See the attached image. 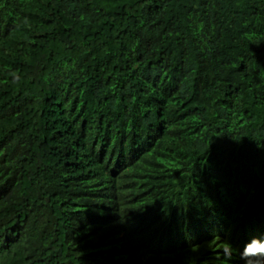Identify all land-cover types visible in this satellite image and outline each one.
<instances>
[{"label":"trees","instance_id":"obj_1","mask_svg":"<svg viewBox=\"0 0 264 264\" xmlns=\"http://www.w3.org/2000/svg\"><path fill=\"white\" fill-rule=\"evenodd\" d=\"M232 221L264 226V0H0V264H240Z\"/></svg>","mask_w":264,"mask_h":264},{"label":"clouds","instance_id":"obj_2","mask_svg":"<svg viewBox=\"0 0 264 264\" xmlns=\"http://www.w3.org/2000/svg\"><path fill=\"white\" fill-rule=\"evenodd\" d=\"M243 226L245 225H238L236 223H234L232 221L231 225H229L228 229L226 230V237H228L230 240L234 239L233 236V230H240L243 232V236H244V243L239 244L240 248L236 251L237 257H231L234 258L233 260H237L239 259L240 264H264V248L260 247L261 243H264V226H262L261 224L258 225L256 228H254V226L250 227L249 231H247ZM253 243L256 244V250L253 251H249V249L252 247ZM225 243H223L224 245ZM207 247L208 248H212L213 247V242H208L207 243ZM209 250V249H208ZM260 253H262V257L261 258H255L257 254L260 255ZM249 257L247 259H245V256ZM260 255V256H261ZM231 254H226V259L228 257H230ZM246 256V257H247ZM245 259V260H242Z\"/></svg>","mask_w":264,"mask_h":264},{"label":"bare ground","instance_id":"obj_3","mask_svg":"<svg viewBox=\"0 0 264 264\" xmlns=\"http://www.w3.org/2000/svg\"><path fill=\"white\" fill-rule=\"evenodd\" d=\"M214 229H216L215 227H214ZM215 232H217V233H220V234H224V233H226L225 232V230H219V231H217V229L216 230H214ZM214 233V232H213ZM208 234V233H207ZM215 234V233H214ZM262 253H260V255H261ZM259 254H257L256 255V257L255 258H257L258 256V258H261L262 257V255L260 256ZM246 256H247V254H246ZM246 256H245V258H246ZM263 256H264V254H263ZM248 257V256H247ZM242 260H245V259H242Z\"/></svg>","mask_w":264,"mask_h":264},{"label":"snow or ice","instance_id":"obj_4","mask_svg":"<svg viewBox=\"0 0 264 264\" xmlns=\"http://www.w3.org/2000/svg\"><path fill=\"white\" fill-rule=\"evenodd\" d=\"M256 244L255 243H253V245H252V247L249 249V251H255L256 250ZM260 247H262V248H264V243H261V245H260Z\"/></svg>","mask_w":264,"mask_h":264}]
</instances>
